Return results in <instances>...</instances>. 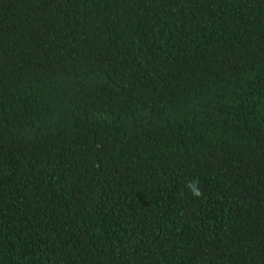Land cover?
Listing matches in <instances>:
<instances>
[{
	"label": "trees",
	"instance_id": "trees-1",
	"mask_svg": "<svg viewBox=\"0 0 264 264\" xmlns=\"http://www.w3.org/2000/svg\"><path fill=\"white\" fill-rule=\"evenodd\" d=\"M0 264H264V0H0Z\"/></svg>",
	"mask_w": 264,
	"mask_h": 264
},
{
	"label": "clouds",
	"instance_id": "clouds-1",
	"mask_svg": "<svg viewBox=\"0 0 264 264\" xmlns=\"http://www.w3.org/2000/svg\"><path fill=\"white\" fill-rule=\"evenodd\" d=\"M186 187L188 188V190L191 192V194L194 196V197H201L203 195L202 191H201V188L198 184V181H192V182H189L188 184H186Z\"/></svg>",
	"mask_w": 264,
	"mask_h": 264
}]
</instances>
